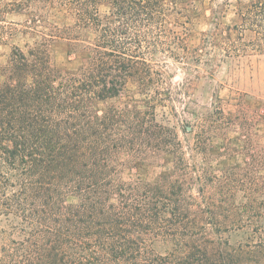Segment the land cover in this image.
<instances>
[{
  "label": "trees",
  "instance_id": "trees-1",
  "mask_svg": "<svg viewBox=\"0 0 264 264\" xmlns=\"http://www.w3.org/2000/svg\"><path fill=\"white\" fill-rule=\"evenodd\" d=\"M229 7L192 49L194 20ZM18 33L0 67V264H264V107L184 126L180 97L217 60L264 55V0H0V44Z\"/></svg>",
  "mask_w": 264,
  "mask_h": 264
},
{
  "label": "rangeland",
  "instance_id": "rangeland-1",
  "mask_svg": "<svg viewBox=\"0 0 264 264\" xmlns=\"http://www.w3.org/2000/svg\"><path fill=\"white\" fill-rule=\"evenodd\" d=\"M221 2V0H219ZM109 10L107 5L100 7V12L105 14ZM27 19L24 15H11L8 20L16 23L17 30L22 29V24ZM235 21L233 7H229L224 16L215 20L206 9L202 15L196 18L193 26L190 27L191 34L188 44L192 49L201 45V40L214 28V22H218L221 27L232 25ZM27 39L16 34L15 38L6 44H0V67L8 63L13 46L21 47ZM65 51L60 48L54 54V60L62 64L65 61ZM205 58V56L203 57ZM168 74L177 78H186L187 74L181 70H175L170 66ZM205 72L199 73V78L194 80L192 88L187 95L181 93V99L188 102L191 116L181 114L183 104L177 103V112L181 114V119L196 126L197 120L214 119L218 117L219 110L225 115L238 114L239 112L250 113L254 109L264 107V55H253L241 59L217 60L210 68H205ZM174 73V74H173ZM249 108V112L247 109ZM161 118V114L159 116ZM179 120V119H178ZM177 121L173 119L170 125L176 126ZM255 132V131H254ZM179 137L183 139V132L178 129ZM258 133V131H256ZM237 136L235 129L227 132V138ZM224 138V136H223ZM221 142V140H218ZM161 169L156 168L150 171L149 177H154ZM128 175H126L127 177Z\"/></svg>",
  "mask_w": 264,
  "mask_h": 264
}]
</instances>
